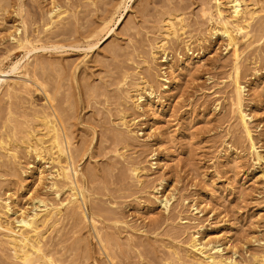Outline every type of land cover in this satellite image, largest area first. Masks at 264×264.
Segmentation results:
<instances>
[{
  "label": "rangeland",
  "instance_id": "obj_1",
  "mask_svg": "<svg viewBox=\"0 0 264 264\" xmlns=\"http://www.w3.org/2000/svg\"><path fill=\"white\" fill-rule=\"evenodd\" d=\"M117 2L0 0V79L15 85L10 96L0 94V142L17 145L13 128L18 138L25 127H35L37 112L53 109L69 137L77 181L87 192L84 211L94 220L63 209L61 220L44 234V250L56 264H172L177 242L198 231L218 240L226 256L255 264L253 255L264 249V13H255L249 39L238 43L248 141L230 105L232 51L221 38H209L200 15L209 0H126L125 19L112 36L87 49L93 28ZM52 5L63 16L46 26ZM174 16L183 21L178 39L168 40L166 60L158 52L152 61L164 20ZM18 37L30 41V54L15 46L12 38ZM27 55L29 77L12 73L11 63ZM186 56L201 63L169 81L168 65L175 68ZM147 80L151 103L145 99L133 111L124 92ZM252 147L262 160L253 157ZM24 152L19 147L17 160L6 164L0 151V198L13 195L23 207L34 197L65 200L66 193L56 199L47 181L30 173L38 164L49 173L52 165ZM133 165L146 173L131 177ZM168 195L174 199L165 213L156 199ZM11 258L0 243V264H17Z\"/></svg>",
  "mask_w": 264,
  "mask_h": 264
},
{
  "label": "bare ground",
  "instance_id": "obj_2",
  "mask_svg": "<svg viewBox=\"0 0 264 264\" xmlns=\"http://www.w3.org/2000/svg\"><path fill=\"white\" fill-rule=\"evenodd\" d=\"M125 4L126 0H118V2L115 4L113 12L101 18L100 22L95 25L91 32L92 36L90 35V40L86 39L87 49H96L95 47H97V45H101L112 36L114 29L125 19L127 10V6H125ZM121 8L124 9L122 12H120ZM19 9L22 8L20 7ZM258 11L260 13H264V0H253L250 3H245L244 0H209V4L207 3V6L203 7L200 11L201 17H204L208 22L209 38H221L225 41L226 46L232 51L234 62L232 66V89L230 94V105L232 113L234 114V118L237 121L236 124H238L240 129H242L248 141H250L251 132L248 127V116L242 109L244 95L243 87L241 86L239 81L240 68L237 62L239 61L238 43L240 40L246 41L249 39L250 35L247 32V28L249 27V24L251 23L253 17L256 16L255 13ZM62 12L59 11V8L56 5H52L47 13L48 20L46 26H51L59 22L61 17L63 16ZM181 18L182 17L174 16L167 17L164 20L163 30L161 33L163 39L160 41L159 45L151 47L152 61L154 60L155 53L158 52H161V54L164 55V60H166V44L170 39H178V34L180 33H178L177 31L181 30V23L183 22ZM177 26H180V28L178 27V29ZM102 35L104 36L103 38ZM12 40H14L15 46L17 48L26 50L25 52L23 51L26 54L29 53L30 49H28V47L30 46V41L27 38L18 37L12 38ZM53 48L55 49V47ZM24 56L25 55H23V57ZM85 56L86 55H84V57ZM22 59L24 58L11 63L12 73L20 74L23 77H29V56L26 57L24 61H22ZM167 61L169 62L170 60ZM195 63H201V58H192L189 56H186L184 59L180 58L179 63L174 66L175 68H172V63H167L170 64L168 65L170 68L169 75L171 76V78L169 77V81H171L172 79V81L174 82L176 80V77L182 75L183 72L186 73L187 71H189L190 67L195 65ZM126 77L127 76L123 78L124 81L126 80ZM161 79L162 81H166L167 83H169V81L167 80L168 78ZM138 82H140V80ZM21 84L24 85V83ZM21 84L19 83L18 85ZM175 84L173 83V85ZM37 85L41 88L42 91V85L36 84V86ZM14 86H10L7 80L0 79V94L2 93V91H5V94L10 96L13 93ZM129 87L124 92L126 95L125 97L129 100L133 111H137L141 107L140 103L145 101V99L147 100V97H150L153 94V90L151 89L149 80L142 81L139 84L136 83L134 86ZM23 88L28 89L29 87L25 86ZM147 101L146 105H149L151 101ZM58 118L59 117L56 116V113L53 109H51L50 111L40 110L34 116L33 120H35L34 122L36 124H34V128L24 126L26 129L24 128L25 131L21 130V136H19L18 138L15 137L16 129L13 128L14 131L12 132V137L15 142L19 141L17 145H15L16 143H13V141V147H10L11 145L9 142H0L1 156L5 158L6 164L10 161L15 162L18 157V148L23 147V149L25 150L24 153H26V155L33 153L37 161H43V164L52 165L53 170L49 173H46L48 170L46 169V171L43 167H41V164H38V166L33 171H30V173L31 175H35L39 182H42L44 180L47 181L46 184L49 189H52L54 191V196H56V199L57 196H59L58 194L60 193H66L67 196L63 201H60L61 199H57L54 202L45 200L44 198L34 197L29 202V207L19 206L13 195H7L5 198H0V243L7 247L9 252L11 251V257L13 258V260L17 261V264H56V262L53 260L54 257L52 258L50 256V253L44 250L43 240L46 230L50 227L53 228L52 226H55L56 222H59V219L61 220L60 217H62L63 215V209L65 211H71V213L76 214L78 217H80V219L84 221L90 220V222L94 224L92 215L91 217H88V215H86L84 211L87 201V192L85 188L77 181L79 171L74 165L75 160L71 157L72 154L70 153L71 144L68 140L69 137L65 134L64 129L62 128L63 125L61 126L60 120ZM120 121L121 126L125 129L124 132L127 133L125 134L128 135L131 130L129 129L128 121L125 120V116L123 113L120 117ZM34 122H32V124ZM119 139L121 140V138ZM251 154L258 161L262 160V156L259 151H257L253 147ZM233 159L236 160L235 158ZM7 167L8 166H6L5 168ZM9 168L10 166L8 167V169ZM128 171L131 174L130 176H133L136 179H139L140 175H144L146 173L143 168L135 165L131 166ZM157 191L158 189L155 190L156 193ZM173 199V196L168 195L164 196L162 199L156 200L158 201L159 206H161L163 212L168 213L172 204L171 201ZM192 211L194 212V214L200 213V211H198V209L195 207L192 209ZM96 235H99V232L97 230ZM218 242V240L211 239L207 237V235L201 236L199 235V232L196 231L190 234L185 243L177 242L178 245L175 247V249L173 248L172 251L176 263L172 264H241L233 258L234 253L232 255L226 256L223 253V248L220 244H218ZM252 258L255 264H264V249L254 254ZM169 262H171V260Z\"/></svg>",
  "mask_w": 264,
  "mask_h": 264
}]
</instances>
